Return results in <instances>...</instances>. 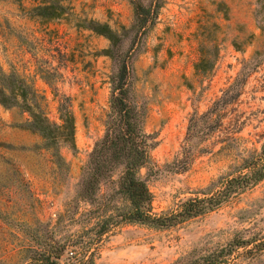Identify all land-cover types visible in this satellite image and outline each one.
<instances>
[{
	"label": "rangeland",
	"instance_id": "374dc122",
	"mask_svg": "<svg viewBox=\"0 0 264 264\" xmlns=\"http://www.w3.org/2000/svg\"><path fill=\"white\" fill-rule=\"evenodd\" d=\"M52 1L64 6L60 16L31 13L51 0H0V74L24 77L44 95L42 105L54 122L59 99L67 96L75 120V147L60 149L67 164L62 170L41 147V137L26 128L28 112L0 104V264H25L31 234L26 227L35 222L43 228L56 224L59 240L90 234L81 231L78 214L67 216L65 204L104 134L122 60L127 97L154 137L150 163L140 170L154 212L201 196L197 191L230 171L244 150L258 151L264 134L263 0ZM136 17L146 18L143 27ZM203 44L218 47L205 76L194 69ZM247 72L228 110L237 114L241 130L219 126L189 136L191 117ZM241 240L248 244L234 246ZM230 248L222 264H264V179L175 226L124 224L102 238L93 264H198L199 256Z\"/></svg>",
	"mask_w": 264,
	"mask_h": 264
},
{
	"label": "trees",
	"instance_id": "16d2710c",
	"mask_svg": "<svg viewBox=\"0 0 264 264\" xmlns=\"http://www.w3.org/2000/svg\"><path fill=\"white\" fill-rule=\"evenodd\" d=\"M261 8L264 14V0ZM64 10V6L52 0L51 3L39 4L30 9L33 15L40 17H57ZM136 22L139 27H143L146 18L136 17ZM199 53L200 57L194 64L195 74L205 76L213 70L218 47L203 44ZM247 75L248 72L244 77L237 76L205 112L191 117L189 136L219 126L234 125L238 126L235 132L241 130L237 114L228 110L241 95ZM127 76V64L122 60L112 84L104 134L94 142L81 168L75 196L65 204L69 207L64 210L67 216L78 214L77 222L81 224V231L88 228L86 231L90 234L86 238L73 234L59 240L55 236L56 224L51 227L45 225L43 228L37 227L40 223L35 222L26 227L31 234L24 249L25 264H93L102 238L124 224H143L157 228L175 226L215 210L264 179L262 134L259 150H244L237 156L230 171L197 191L201 196H190L182 200L176 209L154 212L153 195L140 170L150 163V150L155 142L154 137L144 130L142 115L127 97ZM44 101V95L39 94L24 77L14 72L0 74V104L7 108L18 106L28 112L26 128L41 137V147L50 151L53 161L64 170L67 164L60 149L64 146L75 147L74 115L69 98L61 96L57 107L59 121H51L42 105ZM60 218L62 214H59ZM233 244L236 247L244 246L248 241L241 240ZM70 247L74 249L70 250L72 256L65 257ZM233 250L221 249L199 256L198 264H222V259Z\"/></svg>",
	"mask_w": 264,
	"mask_h": 264
}]
</instances>
